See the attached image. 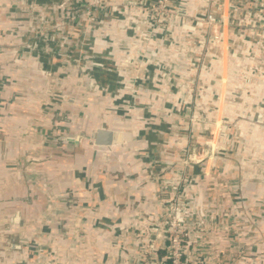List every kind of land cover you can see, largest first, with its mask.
I'll return each instance as SVG.
<instances>
[{
    "label": "crops",
    "instance_id": "1",
    "mask_svg": "<svg viewBox=\"0 0 264 264\" xmlns=\"http://www.w3.org/2000/svg\"><path fill=\"white\" fill-rule=\"evenodd\" d=\"M65 1L0 0V264L33 258L29 250L37 245L47 252L45 264H149L151 245L165 251L154 227L173 190L166 179L181 173L185 145L205 138L214 125L208 112L221 113L224 95L264 97V75L248 79L252 88L242 84L243 59L263 58L257 42H264L237 23L224 35L227 54L205 55L215 49L190 18L203 0L176 2L160 26L137 20L139 8L124 0H100L108 14L80 18L89 34L65 24L44 33L26 29L32 6H47L43 24L59 25L60 12L49 7ZM36 22L40 28L41 15ZM67 44L73 60L63 65L60 45ZM63 92L65 100H56ZM239 105L232 102V114L241 113ZM252 105L260 120L244 121L253 125L249 138L238 137L264 148V107ZM99 127L117 131L118 140L94 145L88 135ZM242 150L219 157L229 179L238 178L226 190L231 199L222 200L223 185L195 191L215 205L213 215L193 214L212 228L206 245L222 250L203 264H226L237 255L232 247L244 248L238 264H264V175L242 170L258 159ZM202 168L192 165L190 175ZM203 247L198 259L207 256Z\"/></svg>",
    "mask_w": 264,
    "mask_h": 264
},
{
    "label": "built area",
    "instance_id": "2",
    "mask_svg": "<svg viewBox=\"0 0 264 264\" xmlns=\"http://www.w3.org/2000/svg\"><path fill=\"white\" fill-rule=\"evenodd\" d=\"M124 1V5L126 6H136L139 8V11L137 12L139 13L137 14V20L146 22V26H160L166 16H171L175 11H177L176 2H185V0ZM203 1L205 2V6L203 8H199L200 10L195 12L192 16H190V18H192L195 22H193L194 28H202L204 32H206L207 42L215 49V51L207 50L205 55L213 57L212 54L219 53L221 56L217 54V58L220 57L221 60L223 56L227 54L226 47L230 46V42L225 39V32L228 33L230 29H233L232 26L237 23L238 24L236 26L238 27L235 28H241V31H249L251 36L256 34L258 38L264 42V0H245L246 2H251L253 4V8L250 6L251 4L248 5L244 2H239L241 0ZM106 4L107 1L101 2L100 0H80L79 2L67 0L62 3H57L49 8L60 12L58 17L60 23L58 25V22H56L51 27L43 24L44 17L42 14H44L45 11H48V7L32 6L27 12V20L25 21L26 29L29 30L30 33L36 29H40L44 33L47 28L54 30L56 27L61 28L60 25L65 24L66 29L68 30L74 29L75 27L82 28L84 34L86 35L89 34L90 28L87 24L81 27V16L95 19L103 16L104 14H108L105 11L107 10V7L105 8ZM183 10V15L184 13L186 15L187 11L185 8H183ZM38 14L39 16L41 15L42 21V26H40V28L38 27L39 24L36 22L39 18ZM143 14L146 16L149 15L151 17L150 21H147L148 16L143 20ZM48 22H51V19ZM237 36L238 34L236 37ZM239 39L243 40L242 38ZM257 43H259L260 48H264L261 41H258ZM60 46L63 50V52L60 53L61 62L63 65H69L73 60L69 46L68 44L65 47L62 45ZM247 57L248 58L243 59V62L245 61L244 76H252L253 78L254 76L264 75V57L259 58L254 53L248 54ZM84 58L86 57L84 56ZM79 61L84 63L81 58ZM77 65L80 69V64L78 63ZM247 81L249 80H245V82ZM56 96L58 98L55 97V99L60 101H63L66 98L65 95L61 93H57ZM192 121H194V115L192 116ZM195 139L196 138L193 139L190 145H185V148L183 149L184 155L180 160L181 168L179 171L181 173L179 175L177 174L176 177L171 176V178L166 179V181L168 179L172 180L171 184H169L173 190L171 192L169 191V197H167L164 204V212L159 217L158 223L154 227L156 236L163 238L165 251L163 254L159 255V253L154 251L155 249L153 248V245H151L152 249H149V255L153 256V261H149V264H203L204 261L211 262L216 260L215 255L222 252V250L217 247L206 245V238L211 235L212 228L206 226L205 220L200 218L195 219L193 216L194 213L200 212L213 215V210L215 208L213 203L198 199L199 196L195 193L199 192V185L202 184L200 175L193 176L190 175L189 172V167L194 164L196 165L199 161H202L205 156H207L206 149H203L205 156L203 153L202 156H199L200 153L197 151L202 149L203 146H201V144L203 143L210 146L213 150L215 149V144H212L211 140L201 141V144H198V141ZM209 156L210 155L207 157ZM205 165L202 170L203 173L207 174L209 163L208 167ZM213 171L216 172V168ZM215 175L218 176L217 173H215ZM183 198H193L194 201L190 202L189 200H186L181 202L180 200ZM238 238L239 237L236 234V239L238 240ZM202 246H204L202 248V252L204 254L207 253V256L198 259L196 257L197 252ZM230 251H233L237 255L234 257L230 256V260H226V264H238L236 258L238 256H245L244 248L241 249L232 247ZM30 253L34 255V257L31 258L30 256L28 257L25 255L21 258L19 264H45L43 257H45L47 252L44 250L43 246L37 245L35 249L29 250V254ZM144 263H146V260H144Z\"/></svg>",
    "mask_w": 264,
    "mask_h": 264
},
{
    "label": "rangeland",
    "instance_id": "3",
    "mask_svg": "<svg viewBox=\"0 0 264 264\" xmlns=\"http://www.w3.org/2000/svg\"><path fill=\"white\" fill-rule=\"evenodd\" d=\"M242 77H243L242 84L243 85L245 84V86H248V87L250 86L252 88V86L254 85V82H252L251 85L248 84L250 82V80L247 81V83L245 82V80L251 79L252 76H249V77L248 76H242ZM255 77H258V76H255ZM251 81H252V79H251ZM228 90H230V87ZM227 97H228V95L227 96L224 95L223 107H222L221 113H218L215 109H214V112H211V111L208 112V114L210 113V115H208V118L210 121L214 120L213 121L214 125L212 128H210V130L203 131V136H205V138L204 137H197L195 139L196 141H198L197 142L198 144H201V141L203 142L205 140H211L212 144H215L214 150L211 149L210 146H207L203 143L201 144V146H203L202 149H199L197 151L200 153L199 156H202L203 149L204 150L206 149V155L207 156L210 155V156L207 157V156H205V153H203L205 156L204 159L202 161H199V163H197V164H202L201 166H203V167L206 164L205 166L208 167V163H209L208 173L205 174V173H203V170H202L201 175H200V179L202 182L201 185H204L203 187L206 188V190L207 189L209 190V188H213L214 190H217V185L225 186V188L223 189V190H225V192H222V197H221L222 200L223 199L225 200L226 198H228V200L231 199L226 190L228 189L230 192V188H231L232 183H234L235 181L238 182V178L229 179V178H232L233 175H229V177H228V175L225 173V171L221 170V169H224L223 166L227 164V161H226V164L223 163L222 161H221L222 163H220L219 157H221V155L225 157V153H227V152L231 153L232 151H234V147L236 148V147L240 146V148L243 149L242 151L249 154L250 157H258L257 160H250L248 166L245 167L246 164L244 165L242 170L245 169L246 174H247V172L249 175L254 173V172H258V175H261L262 173H263L262 176L264 175V171H262V170H264V148L253 146L251 141L246 140V142H245L244 138L238 137V135H245V134L249 135L251 132L250 131L251 129L249 127H251L253 125H249V126L245 125L246 121L247 122H252V121L257 122L258 120H260V112L255 110L252 104H253V100H256V107H260V108L264 107V97H259V98L257 97L256 98L253 95H250L249 93H247V95H245L243 98L242 97L238 98L234 95H232V97H228V98ZM232 102H237V104H241V105H239V108L241 109V113L232 114V112H231L232 111ZM206 103H208L209 107L213 108L212 106H210L211 104H214L211 97L208 98ZM198 113H199V111H198ZM196 122H200L199 118H197ZM241 131L243 133H241ZM216 133H217V135H216ZM250 136H251V138L254 137V135H250ZM245 137L249 138V136H246V135H245ZM229 157H231V154H229ZM230 162L233 163L234 160L230 159ZM170 168H171V166H170ZM215 168L217 170L216 172L213 171ZM215 173H217L219 177H215L216 176ZM262 176H259V177L262 178ZM230 180H232V181H230ZM204 191H205V189H204ZM212 195L210 194V196H212ZM212 197L216 198V194H214ZM206 198H207V196H206ZM186 200H189L190 202L194 201L193 198H189V199L183 198L180 201L182 202V201H186ZM209 201L207 199V201H205V202H209ZM224 206H226V205L224 204ZM226 209H227V207H226ZM213 211H215V209Z\"/></svg>",
    "mask_w": 264,
    "mask_h": 264
},
{
    "label": "water",
    "instance_id": "4",
    "mask_svg": "<svg viewBox=\"0 0 264 264\" xmlns=\"http://www.w3.org/2000/svg\"><path fill=\"white\" fill-rule=\"evenodd\" d=\"M68 99H71V98H68ZM88 137L92 140L94 145L108 146L118 140L119 133L117 131H114L108 128L99 127L91 131ZM68 138L77 139L78 136L77 135L69 136ZM18 219H19V212L17 211L13 216V222H17Z\"/></svg>",
    "mask_w": 264,
    "mask_h": 264
}]
</instances>
